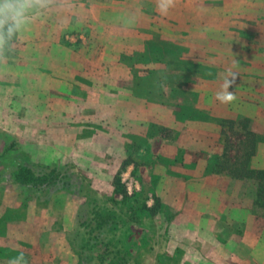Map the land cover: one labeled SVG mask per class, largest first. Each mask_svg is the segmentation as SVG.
Masks as SVG:
<instances>
[{"label":"crops","instance_id":"1","mask_svg":"<svg viewBox=\"0 0 264 264\" xmlns=\"http://www.w3.org/2000/svg\"><path fill=\"white\" fill-rule=\"evenodd\" d=\"M159 3L161 0H57L49 18L50 47L34 50L32 87L20 85L12 92L23 103L33 97L34 131L50 135L51 149L81 142L84 154L91 150L105 153L111 148L106 145L114 142V150L122 151L127 137L140 136L158 143V155L151 153V157L178 155L181 165L164 160L145 166L153 177L148 174V183L157 180L170 185L167 193L156 195L179 210L177 215L185 217L184 221L195 216L197 231L217 232L219 221L226 218L233 227L241 225L242 244L264 249V211H253L260 180L256 175L264 173V141L254 146L249 159L253 176L209 169L221 149L217 144L220 120L248 119L255 131H264V0H174L167 14H161ZM80 12L82 17H90L89 26L95 29L78 35L77 43L67 46L58 30L64 23L60 20L69 24ZM130 16L135 17L133 24H128ZM154 34L184 48L182 58L198 66L197 74L188 81L178 73L176 79L163 82L162 86L178 91L177 101L154 100L149 93H140L135 78L143 75L132 72L121 59L124 53L142 50L148 41H158L152 39ZM23 71L10 69L6 77L14 78ZM229 73L236 76L227 89L235 99L222 103L216 93L223 90L226 79L231 80ZM187 92L191 101L184 98ZM186 111L195 112V118H185ZM161 131H177L178 135L165 136ZM105 135L112 139L100 138ZM119 156L125 158L123 153ZM158 166L163 168L159 173ZM6 196L0 202V264L21 256L22 264L78 263L73 246L61 238L74 227L72 215L71 222L62 221L60 230L54 224L62 216L60 210L43 208L37 213L36 207L27 206L19 220L4 219V212L18 207L22 199V194L13 199ZM26 229L34 233L22 235ZM257 261L263 264L264 257Z\"/></svg>","mask_w":264,"mask_h":264},{"label":"rangeland","instance_id":"2","mask_svg":"<svg viewBox=\"0 0 264 264\" xmlns=\"http://www.w3.org/2000/svg\"><path fill=\"white\" fill-rule=\"evenodd\" d=\"M52 11L55 10L50 8L34 15L25 29L13 39L10 48L4 53V58L0 59V202L7 197L6 195L13 199L22 194L19 206L4 212L3 218L17 221L22 217L23 210L27 206L36 207L37 213L43 208L60 210L62 216L54 222L60 230L62 221L71 222L72 215L74 227L62 233L61 238L68 241L69 247L73 246L77 264H108L111 259V255H104V247L100 243L98 232L94 230L90 236L85 232L89 230L88 223L93 222L91 216L94 209H98V212H109L117 220V229L110 233V237L119 245L128 248L132 259L128 264H261L257 259L262 260L264 249L248 247L241 243V225L233 227V224L223 218L219 221L217 232L197 231L199 220L195 216H189L184 221L185 217L177 215L179 210L156 195L160 192L167 193L170 185L167 182L161 185L157 180L148 183L146 179L148 174L153 177L152 172H147L145 166L164 160L169 164L178 162V165H181L178 155L159 159L151 157V153L158 155V143H149L146 138L140 136H129L123 144L122 151L116 148L114 150L113 146L116 144L110 142L111 144L106 145L107 148L111 147L110 151L102 153L91 150L89 154H84V150L81 152L84 149L81 142H74L72 146L62 150L51 149L50 135L34 131L37 124L32 113L33 97L29 96L31 102L23 103L18 94H13L12 88L20 85L32 87L34 50L50 47L51 37L48 31L51 26L49 18L52 16ZM89 19L90 17H82L80 12L69 24H64V19V21L60 20L64 23H60L58 30L67 46H70V43L76 44L80 39L78 35L85 33L87 35L88 30L95 29L94 26H89L92 25ZM152 39L161 40L157 34H154ZM166 41L173 44L171 41ZM143 50L144 48L121 55V59L132 67V72L143 75L135 78L139 92L149 93V97L154 100L177 101L178 91L174 93L171 88L162 86L166 77L173 78L171 77L173 72L163 63H141L139 53ZM186 60L190 61L187 58ZM24 64L27 65L26 68L19 67ZM19 68L27 71L21 72L14 78L6 77L9 74L8 70L19 71ZM151 69L154 71L153 75L145 74ZM209 74L206 72V75ZM160 79H163V82L158 84ZM21 81L24 83L21 84ZM8 86L10 90L5 89ZM184 98L191 101L193 97L187 92ZM219 124L221 131L217 144L221 149L212 160L209 169L223 174L253 176V172L248 170L249 159L253 155L254 146L259 141H264V131H255L251 121L242 118L220 120ZM162 132L165 136L178 135L177 131ZM100 138L112 139L107 135ZM10 145L13 149L5 153V147ZM147 148L151 151L146 152ZM249 152H252L251 155L248 154ZM121 153L125 158L119 156ZM148 153L150 155H147ZM115 157L117 158L114 161ZM26 160L47 161L48 164L57 165L60 170L68 174V188H72L73 191L66 189L59 192L55 187L50 186L8 185L10 182L7 180V173L14 165ZM157 168V173L163 170L162 167ZM157 175L159 178L163 177ZM115 176L120 178L126 188V196L114 192ZM256 176L260 180L257 205H254L253 211L261 214L264 211V173H258ZM141 180L145 183L141 184ZM70 192H73L74 196H71ZM88 197L96 200L98 208L84 203ZM16 227L19 228L18 225ZM0 229H2L1 223ZM79 229L81 234L85 235V239L86 237L91 239L87 250L80 249L82 246L78 236L80 234H76ZM24 232L33 234L34 230H23L22 235H26ZM247 257L248 261L245 260ZM251 257H254L251 259L253 262L249 260Z\"/></svg>","mask_w":264,"mask_h":264},{"label":"trees","instance_id":"3","mask_svg":"<svg viewBox=\"0 0 264 264\" xmlns=\"http://www.w3.org/2000/svg\"><path fill=\"white\" fill-rule=\"evenodd\" d=\"M184 48L181 46L168 43L167 41H148L145 44V48L140 52V62L141 63H163L169 67L173 72V78L166 77L167 81L169 79H176L177 74H181L186 81L192 79L195 73V67H198L192 61L182 58ZM153 71H150L152 73ZM154 73V72H153ZM163 82V79H160V82ZM192 112V113H191ZM197 113V112H196ZM198 117V116H197ZM185 118H195V112L186 111ZM262 140V139H261ZM13 149V146H7L4 149V152H8ZM252 152L248 154L251 155ZM237 175V174H236ZM7 180L10 183H16L23 186H50L57 189H73L68 188V174L57 165H50L41 162H35L32 160H26V162L19 163L14 165L11 170L7 173ZM113 185L115 187L114 192L119 193L122 196H126V188L120 181L118 176H115ZM87 204L97 206L96 200L94 198H86L85 202ZM98 208V206H97ZM98 209L92 210L93 215L91 216L92 223H88L89 230L85 231L87 236H90L91 233L96 230L98 232V237L100 238V243L104 247L105 256H110L108 264H128L132 262L131 254L127 247L119 245L112 237L110 233L113 230L117 229V220L109 212H98ZM90 220V221H91ZM84 232V231H83ZM76 234H80L82 246L80 249L87 250L89 245V237L85 239V235L81 234L80 229L76 231ZM84 248V249H83Z\"/></svg>","mask_w":264,"mask_h":264},{"label":"clouds","instance_id":"4","mask_svg":"<svg viewBox=\"0 0 264 264\" xmlns=\"http://www.w3.org/2000/svg\"><path fill=\"white\" fill-rule=\"evenodd\" d=\"M57 0H0V59L4 58V53L10 48L13 39L21 33L34 15H38L45 10H49ZM174 0H161L158 8L161 14H167L168 8L172 7ZM128 24L135 22V17L130 16ZM231 80L226 79L223 90L216 93V98L222 103H228L235 99L233 93L227 89L235 83L236 76L233 73ZM23 257H14L8 264H22Z\"/></svg>","mask_w":264,"mask_h":264}]
</instances>
